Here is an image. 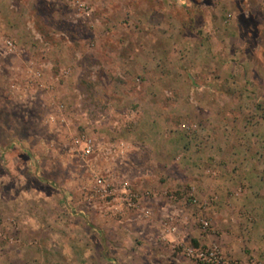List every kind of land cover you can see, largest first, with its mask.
<instances>
[{
  "label": "rangeland",
  "instance_id": "rangeland-1",
  "mask_svg": "<svg viewBox=\"0 0 264 264\" xmlns=\"http://www.w3.org/2000/svg\"><path fill=\"white\" fill-rule=\"evenodd\" d=\"M179 246L264 264V0H0V264Z\"/></svg>",
  "mask_w": 264,
  "mask_h": 264
},
{
  "label": "built area",
  "instance_id": "built-area-1",
  "mask_svg": "<svg viewBox=\"0 0 264 264\" xmlns=\"http://www.w3.org/2000/svg\"><path fill=\"white\" fill-rule=\"evenodd\" d=\"M10 45H12L11 42H9ZM84 154L89 155L95 152L94 145L91 139L85 140V146L83 148ZM110 187V185H107ZM125 195V201L127 205L131 208H136L138 204L136 201L138 200V195L132 192L131 190L125 188L124 190ZM207 225V222H206ZM179 249L182 254H186L190 257L195 258L198 261L209 263V264H228L226 261V258L218 251L217 249L211 248V249H202L197 248L195 246H179Z\"/></svg>",
  "mask_w": 264,
  "mask_h": 264
},
{
  "label": "crops",
  "instance_id": "crops-1",
  "mask_svg": "<svg viewBox=\"0 0 264 264\" xmlns=\"http://www.w3.org/2000/svg\"><path fill=\"white\" fill-rule=\"evenodd\" d=\"M68 216V215H67ZM73 216V215H72ZM57 218H58V216H57ZM74 219H75V221H78V223L76 224V226H81L82 228V230H86V226H87V224H86V222H84V221H87V218L86 217H82V216H75L74 215ZM54 220H56V219H54ZM69 220H70V218H69ZM82 222V223H81ZM75 226V225H74ZM65 228V227H64ZM69 231H70V228H67ZM65 230V229H64ZM57 232H59V231H62V229H58V230H56ZM4 233H5V231H4ZM99 241L101 242V239H99ZM169 253H170V251H168ZM36 258H39V257H36ZM54 264V263H53Z\"/></svg>",
  "mask_w": 264,
  "mask_h": 264
}]
</instances>
